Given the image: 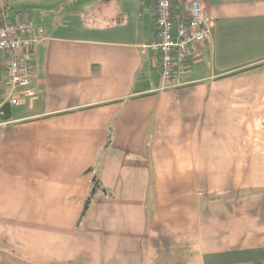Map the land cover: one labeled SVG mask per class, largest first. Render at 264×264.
Returning a JSON list of instances; mask_svg holds the SVG:
<instances>
[{
  "label": "crops",
  "instance_id": "1",
  "mask_svg": "<svg viewBox=\"0 0 264 264\" xmlns=\"http://www.w3.org/2000/svg\"><path fill=\"white\" fill-rule=\"evenodd\" d=\"M156 1L0 0L46 26L0 116V264H264V0H201L164 89Z\"/></svg>",
  "mask_w": 264,
  "mask_h": 264
},
{
  "label": "built area",
  "instance_id": "2",
  "mask_svg": "<svg viewBox=\"0 0 264 264\" xmlns=\"http://www.w3.org/2000/svg\"><path fill=\"white\" fill-rule=\"evenodd\" d=\"M156 37L145 45L160 56L161 89L173 87V75L185 71L187 48L211 40L213 20L201 0H157ZM46 39V26L30 19H12L0 10V110L32 96L34 46ZM3 88L8 89L5 96Z\"/></svg>",
  "mask_w": 264,
  "mask_h": 264
},
{
  "label": "trees",
  "instance_id": "3",
  "mask_svg": "<svg viewBox=\"0 0 264 264\" xmlns=\"http://www.w3.org/2000/svg\"><path fill=\"white\" fill-rule=\"evenodd\" d=\"M6 104L3 105V107L1 108V112H0V116H4V114H6L7 110H6ZM5 109V110H4ZM8 116V115H6ZM100 187V184H99V179L97 178L96 175H94L93 177V188L91 190V193L90 195L87 197V199L84 201V204H83V210L81 212V215L80 217H82V215L84 214L86 208L88 207L89 203H90V200L92 198V195L94 194V192ZM248 264H262L261 262H258V261H255V262H251V263H248Z\"/></svg>",
  "mask_w": 264,
  "mask_h": 264
},
{
  "label": "rangeland",
  "instance_id": "4",
  "mask_svg": "<svg viewBox=\"0 0 264 264\" xmlns=\"http://www.w3.org/2000/svg\"><path fill=\"white\" fill-rule=\"evenodd\" d=\"M84 5V4H83ZM79 10V15H78V22H80L81 24H86V18H87V13H88V9L84 10V9H78ZM8 15L12 18V19H17L20 17V15L15 14L13 11H11V9L7 10ZM98 26L101 25V22H99L97 24ZM89 27V26H88Z\"/></svg>",
  "mask_w": 264,
  "mask_h": 264
}]
</instances>
